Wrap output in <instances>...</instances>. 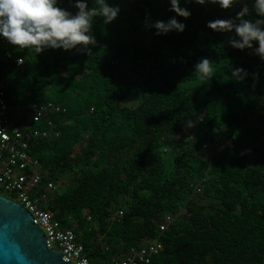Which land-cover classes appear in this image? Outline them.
<instances>
[{
  "label": "trees",
  "instance_id": "obj_1",
  "mask_svg": "<svg viewBox=\"0 0 264 264\" xmlns=\"http://www.w3.org/2000/svg\"><path fill=\"white\" fill-rule=\"evenodd\" d=\"M105 2L120 12L110 24L93 18L91 55L83 46L0 49L10 121L53 131L32 143L42 170L34 195L46 197L43 209L76 234L92 264L156 240L163 247L149 264H264V59L258 42L236 49L235 32L207 26L238 23L245 4L224 10L180 0L186 19L170 0ZM245 2V19H264L254 0ZM75 3L58 0L73 14ZM172 17L184 32L158 36L150 27ZM201 58L212 62L211 80L195 73ZM240 68L242 80L233 77ZM32 103L59 111L35 126L18 112ZM168 216L174 221L162 232Z\"/></svg>",
  "mask_w": 264,
  "mask_h": 264
},
{
  "label": "clouds",
  "instance_id": "obj_2",
  "mask_svg": "<svg viewBox=\"0 0 264 264\" xmlns=\"http://www.w3.org/2000/svg\"><path fill=\"white\" fill-rule=\"evenodd\" d=\"M192 2L206 4V0H185V3ZM170 3V10L178 16L186 19L191 16L186 8H181L180 0H170ZM207 3L218 4L224 10L244 3L245 6L236 15L238 23L231 19H217L209 21L207 26L216 32H235L239 40L233 38L230 43L236 49H252L254 42H258L256 54L264 59V19H257L255 22L245 19L249 15L245 0H207ZM95 4L98 7L89 8L87 0H76L75 7L78 11L73 14L59 7L58 0H0V36L17 49L34 50L38 54L46 48L69 51L83 46L85 54L91 55L89 46L97 45L91 34L93 18L103 17L104 22L110 24L120 12L119 7L110 6L105 0H95ZM254 8L258 16L264 17V0H254ZM150 27H154L159 36L172 31L182 33L186 26L172 17L167 22L156 21ZM194 67L200 78H213L214 70L209 59L201 58ZM245 75L247 73L242 68L233 70V77L240 80ZM186 126L192 128L193 122L187 121Z\"/></svg>",
  "mask_w": 264,
  "mask_h": 264
},
{
  "label": "built area",
  "instance_id": "obj_3",
  "mask_svg": "<svg viewBox=\"0 0 264 264\" xmlns=\"http://www.w3.org/2000/svg\"><path fill=\"white\" fill-rule=\"evenodd\" d=\"M3 36H0V49L13 48ZM25 50V49H20ZM5 56L17 65L24 64L22 57H16L7 50ZM18 112L25 110L29 114L30 123L40 125L49 112L59 111L53 104H29L26 108H18ZM11 106L6 100V88L0 81V192L15 196L18 204L29 211L37 225L44 233L49 249L58 250L63 261L69 264H92L85 256L82 244L77 242L76 234L62 227L53 212L43 209V200L34 195L42 179L40 161L31 154L32 143L39 139H49L53 131L40 128H21L10 121ZM51 128L52 123H50ZM48 187L57 188L54 183ZM174 221L168 216L160 224L162 232L169 228ZM162 242L156 240L141 247H133L122 259H115L111 264H149L151 259L162 250Z\"/></svg>",
  "mask_w": 264,
  "mask_h": 264
},
{
  "label": "water",
  "instance_id": "obj_4",
  "mask_svg": "<svg viewBox=\"0 0 264 264\" xmlns=\"http://www.w3.org/2000/svg\"><path fill=\"white\" fill-rule=\"evenodd\" d=\"M0 264H69L47 247L29 211L0 194Z\"/></svg>",
  "mask_w": 264,
  "mask_h": 264
},
{
  "label": "rangeland",
  "instance_id": "obj_5",
  "mask_svg": "<svg viewBox=\"0 0 264 264\" xmlns=\"http://www.w3.org/2000/svg\"><path fill=\"white\" fill-rule=\"evenodd\" d=\"M0 194L11 199V200H13V201L16 200L15 196H13L12 194H7V193H4L2 191L0 192Z\"/></svg>",
  "mask_w": 264,
  "mask_h": 264
}]
</instances>
